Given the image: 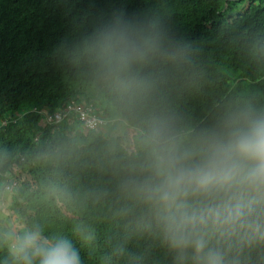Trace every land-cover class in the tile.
Returning a JSON list of instances; mask_svg holds the SVG:
<instances>
[{
  "label": "trees",
  "instance_id": "1",
  "mask_svg": "<svg viewBox=\"0 0 264 264\" xmlns=\"http://www.w3.org/2000/svg\"><path fill=\"white\" fill-rule=\"evenodd\" d=\"M125 4L157 13L177 52L156 70L154 109L200 123L241 97L264 103V0ZM91 14L92 0H0V197L10 189L12 213L72 239L82 264H167L122 191L133 137L129 151L113 102L67 56ZM72 102L107 121L101 133L77 116L44 121L41 112L62 115ZM77 224L93 233L89 245L73 234Z\"/></svg>",
  "mask_w": 264,
  "mask_h": 264
},
{
  "label": "clouds",
  "instance_id": "2",
  "mask_svg": "<svg viewBox=\"0 0 264 264\" xmlns=\"http://www.w3.org/2000/svg\"><path fill=\"white\" fill-rule=\"evenodd\" d=\"M176 55L159 15L125 0H92L87 27L67 49L133 129L122 191L167 264H264V103L241 97L200 123L154 109L156 70ZM73 234L85 246L94 238L83 224ZM0 264L82 259L69 237L0 209Z\"/></svg>",
  "mask_w": 264,
  "mask_h": 264
},
{
  "label": "built area",
  "instance_id": "3",
  "mask_svg": "<svg viewBox=\"0 0 264 264\" xmlns=\"http://www.w3.org/2000/svg\"><path fill=\"white\" fill-rule=\"evenodd\" d=\"M41 114L44 116L47 124H60L67 117L77 116L85 129L96 132L104 126L103 120L100 117L94 116L89 107L85 104H78L76 102H72L67 112L62 115H51L47 111L41 112Z\"/></svg>",
  "mask_w": 264,
  "mask_h": 264
},
{
  "label": "rangeland",
  "instance_id": "4",
  "mask_svg": "<svg viewBox=\"0 0 264 264\" xmlns=\"http://www.w3.org/2000/svg\"><path fill=\"white\" fill-rule=\"evenodd\" d=\"M103 123H104V125H106L107 121L103 120ZM114 126H115V131L117 132V135H122L123 133L124 134L126 133V140H124V141H126L125 147L130 151V149H131V137H133V132L129 128H127V126L124 122H122L120 120L117 121L114 124ZM97 132L101 133L102 129H100ZM110 132L111 131L108 129L104 130L105 134H108ZM111 134H115V132H111ZM128 141H130V143ZM11 197H12V194L10 192V189H6L5 192L3 193L2 197H0V209L8 210L9 212H11L10 208H9Z\"/></svg>",
  "mask_w": 264,
  "mask_h": 264
},
{
  "label": "bare ground",
  "instance_id": "5",
  "mask_svg": "<svg viewBox=\"0 0 264 264\" xmlns=\"http://www.w3.org/2000/svg\"><path fill=\"white\" fill-rule=\"evenodd\" d=\"M70 106H71V104H70ZM92 106V105H91ZM68 108V107H67ZM44 112V111H43ZM42 115V114H41ZM52 115V114H51ZM102 119V118H101ZM45 121V120H44ZM91 132V131H90Z\"/></svg>",
  "mask_w": 264,
  "mask_h": 264
}]
</instances>
